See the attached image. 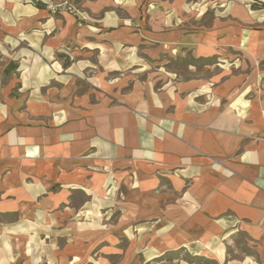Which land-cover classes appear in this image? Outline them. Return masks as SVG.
<instances>
[{
    "label": "crops",
    "instance_id": "0c3cea01",
    "mask_svg": "<svg viewBox=\"0 0 264 264\" xmlns=\"http://www.w3.org/2000/svg\"><path fill=\"white\" fill-rule=\"evenodd\" d=\"M0 60V264H264V0H0Z\"/></svg>",
    "mask_w": 264,
    "mask_h": 264
},
{
    "label": "rangeland",
    "instance_id": "374dc122",
    "mask_svg": "<svg viewBox=\"0 0 264 264\" xmlns=\"http://www.w3.org/2000/svg\"><path fill=\"white\" fill-rule=\"evenodd\" d=\"M4 62H2L0 60V85H6L7 84V78L12 74V73H16L14 70H10L8 71V73L6 72V69L8 67V65L12 62H9V63H5L3 64ZM7 74H10V75H7ZM89 89V85L85 82H79V90L80 92H84L86 90ZM12 91H15V90H12ZM239 244L238 245V249L239 251H244L245 250V247L243 246V239H240L239 240Z\"/></svg>",
    "mask_w": 264,
    "mask_h": 264
},
{
    "label": "trees",
    "instance_id": "16d2710c",
    "mask_svg": "<svg viewBox=\"0 0 264 264\" xmlns=\"http://www.w3.org/2000/svg\"><path fill=\"white\" fill-rule=\"evenodd\" d=\"M68 65V62L64 64V66H67ZM17 69V65L14 64V63H10L6 69V72L8 73V71L10 70H16Z\"/></svg>",
    "mask_w": 264,
    "mask_h": 264
}]
</instances>
